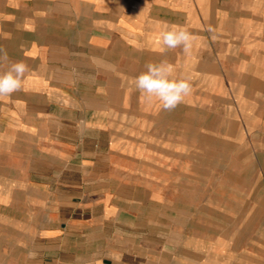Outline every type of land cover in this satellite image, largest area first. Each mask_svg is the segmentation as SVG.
<instances>
[{
	"label": "rangeland",
	"instance_id": "obj_1",
	"mask_svg": "<svg viewBox=\"0 0 264 264\" xmlns=\"http://www.w3.org/2000/svg\"><path fill=\"white\" fill-rule=\"evenodd\" d=\"M48 1L0 0V46L30 69L0 100V264H264V0H179L135 35ZM174 25L190 52L161 50ZM162 60L191 77L171 111L132 84Z\"/></svg>",
	"mask_w": 264,
	"mask_h": 264
},
{
	"label": "clouds",
	"instance_id": "obj_2",
	"mask_svg": "<svg viewBox=\"0 0 264 264\" xmlns=\"http://www.w3.org/2000/svg\"><path fill=\"white\" fill-rule=\"evenodd\" d=\"M193 37L182 26H170L159 34V44L162 51L182 48L190 52ZM0 100L8 99L13 93L21 91L24 77L29 72V66L24 61H11L7 50L0 46ZM145 71L132 78L134 88L148 101L155 99L165 111L174 110L184 102L192 92L191 77L187 75L174 76L173 67L167 61L146 63Z\"/></svg>",
	"mask_w": 264,
	"mask_h": 264
},
{
	"label": "crops",
	"instance_id": "obj_3",
	"mask_svg": "<svg viewBox=\"0 0 264 264\" xmlns=\"http://www.w3.org/2000/svg\"><path fill=\"white\" fill-rule=\"evenodd\" d=\"M37 1V0H34V2ZM45 2L47 1L48 4H50L51 2L48 1V0H44ZM82 1V0H81ZM179 0H106V4H108L106 7H107V10L106 11H103V12H100L99 11V7L101 5V1L100 0H85L84 2L88 5V6H91V9L87 12L89 14H95V13H103V14H109L110 16L108 17V22L109 23H112V24H115L116 22H120L122 21V16L123 15H126V18L122 21L123 25H126L127 27H129V32L130 34L132 35H135L136 32H133V31H137L138 30V25H143L139 18L138 19H133V15L135 14H139V15H143V14H146V15H152V13L155 14H158V15H161L162 13H178L179 10H178V7H179ZM105 2L103 1V3L105 4ZM216 0H209V5H210V8L209 9L210 11L213 9L214 5H217L215 4ZM253 3V1H252ZM51 5V4H50ZM98 8H96V7ZM241 6H243V8H247V7H244V2L241 4ZM50 7V6H49ZM251 8V7H250ZM48 10V9H47ZM51 10V9H49ZM208 10V12H210ZM243 10H247V11H250V12H254L255 9L252 10L251 9H243ZM242 10V11H243ZM44 13H46V10H43ZM256 12V11H255ZM131 17H130V16ZM159 19V18H158ZM167 19V24L168 22H173L174 21V18H166ZM89 21H91L93 24H98V22L95 20V19H88ZM160 20V19H159ZM97 23H96V22ZM161 21V20H160ZM2 27H6V25H2ZM93 27H95V25H93ZM37 29V25H34L33 28H31V30H29V35H30V41L28 42V46L29 47H33L35 48V54L34 56H29L30 59H32V61L34 63H36V59H39V60H42V52H41V49H37L38 46H52L53 43L51 42V33H48L45 38H40L36 36L35 34V31ZM114 26H111V25H108V31L109 32H112L114 31ZM88 43V42H87ZM92 47H101L103 49H107V48H110V45H108L107 47L105 46H100L98 45L97 43H95L94 41L89 42ZM88 43V44H89ZM112 46L115 44V41H113L112 43ZM60 45H64V43H60ZM109 50V49H108ZM39 58H38V57ZM85 56H89L88 54H85ZM68 60V57L66 58H61V60ZM95 57L93 58H86L84 57L83 60H94ZM96 60V59H95ZM94 60V61H95Z\"/></svg>",
	"mask_w": 264,
	"mask_h": 264
}]
</instances>
